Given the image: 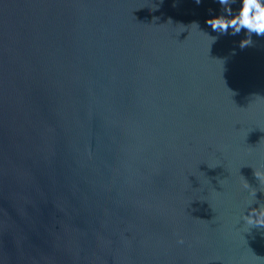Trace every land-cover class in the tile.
I'll list each match as a JSON object with an SVG mask.
<instances>
[{"label":"water","instance_id":"95a60500","mask_svg":"<svg viewBox=\"0 0 264 264\" xmlns=\"http://www.w3.org/2000/svg\"><path fill=\"white\" fill-rule=\"evenodd\" d=\"M0 264H264V0H0Z\"/></svg>","mask_w":264,"mask_h":264}]
</instances>
